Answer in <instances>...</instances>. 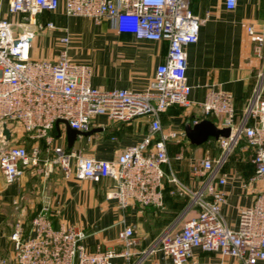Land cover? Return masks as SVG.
Instances as JSON below:
<instances>
[{"label":"built area","instance_id":"built-area-1","mask_svg":"<svg viewBox=\"0 0 264 264\" xmlns=\"http://www.w3.org/2000/svg\"><path fill=\"white\" fill-rule=\"evenodd\" d=\"M61 1L68 15L114 20L119 31L131 32L139 39L168 42L166 59L158 65L145 90L94 87L90 64L69 58L68 35L60 37L64 47L54 59L32 57L31 47L38 32L55 27L52 21L44 22L38 15L57 10ZM191 3L192 0H10V11L21 13L23 18L18 22L0 18V139L1 123L6 121L11 132L20 126L32 144L28 147L25 139L0 147V170L6 183H15L27 169L45 176L60 170L65 178L93 182L111 178L114 184L108 197L115 199L119 208L139 205L162 209L168 179L176 185L173 193L189 198L183 217L194 213L165 229L148 249L139 251L135 225L124 223L118 233L122 248L92 251L84 243L83 228L54 226L46 197L28 231L16 224L11 234L13 255L0 256V264H114L117 257H124L127 264H141L148 253L156 251L169 257L171 264H191L196 248L235 257L243 264L264 260L262 82L246 100L239 122L234 96L229 92L211 90L207 100L198 104L206 114L223 118L220 127H231L228 137L218 138L221 152L217 158L207 154L193 163V175L201 179L199 188L184 184L174 172L168 176L165 170L172 160L169 145L180 142L186 132L183 128L164 129L162 114L174 105L193 106L186 75L187 47L198 41L201 26L210 18L209 12L204 16L194 13ZM224 5L234 10L238 0H224ZM247 31L255 43V53L262 56L264 32L252 24ZM260 78L264 79V68ZM98 116H106L114 124L147 116L150 130L140 142L126 147L113 159H98L67 149L59 142L65 135L55 131L58 119L86 132L93 129ZM199 121L194 119L193 124ZM242 139L252 149L251 162L255 167L243 188L253 187L255 199L240 208L237 225L233 226L223 216L229 194L223 188L228 173L222 170ZM182 156V152L175 154L176 159ZM137 253L141 257L132 262Z\"/></svg>","mask_w":264,"mask_h":264},{"label":"crops","instance_id":"crops-1","mask_svg":"<svg viewBox=\"0 0 264 264\" xmlns=\"http://www.w3.org/2000/svg\"><path fill=\"white\" fill-rule=\"evenodd\" d=\"M194 13L210 18L201 26L198 41L187 47L188 83L191 85L190 99L193 106L184 108L174 105L162 114L164 129H185L194 119H210L218 126L223 118L206 114L198 104L207 100L211 90L229 92L234 96V106L239 122L246 100L255 87L264 79L260 72L264 68L263 55L255 53V43L249 38L247 27L254 25L264 32V0H238L234 10H228L224 0H192ZM0 18L18 22L21 13L10 11V0H0ZM38 18L44 22L52 21L54 28L39 31L31 47L35 59H54L64 47L60 37L69 36L68 55L72 61L86 62L91 66V84L99 89L126 88L135 91L145 90L153 80L156 69L167 56L169 44L166 40L153 41L139 39L131 32H122L114 20L68 15L64 1L55 11H43ZM53 48V49H52ZM220 127V126H219ZM10 128V127H9ZM92 134L77 136L72 147L68 146L65 124H56L55 131L65 138L59 142L67 149L83 151L98 159H113L126 147L140 142L150 130L149 117H141L130 123H111L106 116H98ZM158 137V135H157ZM26 139L28 147L31 140L20 126L12 130L8 144ZM2 145L0 139V147ZM242 142L229 157L222 172L228 173L223 188L228 191V201L223 207V216L233 226L237 225L241 207L254 202L253 187L243 188V182L254 173L251 162L252 149ZM182 152L181 159L175 154ZM218 139L210 137L201 144H193L187 135L180 142L169 145L171 163L165 165L167 175L175 173L184 184L197 189L201 179L192 171L193 163L209 154L213 158L220 155ZM249 156L251 169L237 168V162ZM221 172V173H222ZM111 178L100 182L81 180L76 177L65 178L62 171L56 170L48 176L32 169L25 170L13 184H7L0 170V256L12 257L14 243L11 234L16 224L29 230L32 217L47 197L51 204V214L55 227L75 225L85 230V245L92 251L108 248H122L118 237L124 223L135 225V236L139 240V251L148 249L164 231L182 218L188 204L173 193L176 185L165 180L162 209L149 206L130 205L127 209L118 207L117 201L108 197L113 187ZM191 214V213H190ZM191 264L212 261L217 264H243L232 256L222 257L218 252L195 249ZM141 255H133L136 262ZM114 264H127L124 257L114 259ZM141 264H171L169 257L160 251L148 253ZM257 264H264V260Z\"/></svg>","mask_w":264,"mask_h":264},{"label":"water","instance_id":"water-1","mask_svg":"<svg viewBox=\"0 0 264 264\" xmlns=\"http://www.w3.org/2000/svg\"><path fill=\"white\" fill-rule=\"evenodd\" d=\"M60 123H64L66 127V134L68 139V146L72 147L77 136L80 134L89 135L92 134L95 129H91L90 131L82 132L77 129L72 128L68 122L64 119H58L56 124L59 127ZM185 132L189 140L193 144H201L208 140L210 137L220 138L228 137L231 133V127H219L215 122L210 119H202L195 125H187L185 127ZM60 131L58 135H60ZM1 147H4L8 144L11 138V129L7 125L6 121L1 123Z\"/></svg>","mask_w":264,"mask_h":264},{"label":"rangeland","instance_id":"rangeland-1","mask_svg":"<svg viewBox=\"0 0 264 264\" xmlns=\"http://www.w3.org/2000/svg\"><path fill=\"white\" fill-rule=\"evenodd\" d=\"M52 49H53V48H52ZM59 49H60V46H59ZM59 49H58V50H59ZM26 138H27V137H26ZM245 143L247 144L246 140H245V139H242V144H245ZM249 149H250V148H249ZM234 151H235V150H234ZM234 151L231 153L230 157L234 154ZM244 159H245V160H244V161H241L240 163L237 162V164H236L237 168H238V166H239V168L242 167V169H251L252 167H251V162L249 161V156H246V158H244ZM239 168H238V169H239ZM175 197H176L177 199H178V198L181 199L183 206L189 203V198H188V196H186V195H184V194H180V193H178V195H176ZM192 213H194V212H191V214H192ZM191 214L189 213V215H191ZM189 215H187V217H188ZM187 217H186V216L183 217V220L186 219ZM177 220H178V219H177ZM171 225H172V224H171ZM171 225H168V226L164 227V230L167 229V228H169ZM162 232H163V231H162Z\"/></svg>","mask_w":264,"mask_h":264}]
</instances>
